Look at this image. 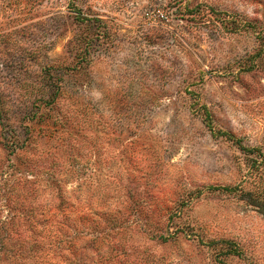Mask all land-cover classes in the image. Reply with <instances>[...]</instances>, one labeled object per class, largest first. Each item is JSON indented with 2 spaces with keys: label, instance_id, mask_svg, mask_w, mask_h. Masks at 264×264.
Masks as SVG:
<instances>
[{
  "label": "rangeland",
  "instance_id": "rangeland-1",
  "mask_svg": "<svg viewBox=\"0 0 264 264\" xmlns=\"http://www.w3.org/2000/svg\"><path fill=\"white\" fill-rule=\"evenodd\" d=\"M0 264H264V0H0Z\"/></svg>",
  "mask_w": 264,
  "mask_h": 264
},
{
  "label": "trees",
  "instance_id": "trees-1",
  "mask_svg": "<svg viewBox=\"0 0 264 264\" xmlns=\"http://www.w3.org/2000/svg\"><path fill=\"white\" fill-rule=\"evenodd\" d=\"M227 134V133H226ZM231 134H227V136L229 137ZM224 187H228V186H224ZM242 194H248V192L247 191H244V192H242ZM262 210V209H261Z\"/></svg>",
  "mask_w": 264,
  "mask_h": 264
}]
</instances>
